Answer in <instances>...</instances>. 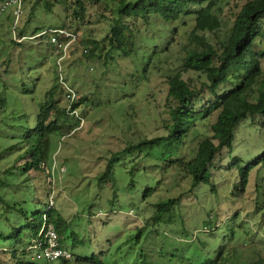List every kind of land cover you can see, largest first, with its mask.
<instances>
[{"label":"rangeland","instance_id":"obj_1","mask_svg":"<svg viewBox=\"0 0 264 264\" xmlns=\"http://www.w3.org/2000/svg\"><path fill=\"white\" fill-rule=\"evenodd\" d=\"M42 2L36 10V20L30 25L60 24L65 15L62 4L55 3L51 10H44ZM228 2L233 0H220L223 29L230 24L225 21ZM29 5L24 4L25 13ZM102 11V5L87 3L83 20L70 14L65 18L80 38L64 62L65 75L79 93L91 99L82 102L80 113L84 126L50 136L51 159L54 156L57 166L64 168L54 172L52 196L55 214L63 218L61 243L73 254L65 264H91L92 256L94 262L98 259L102 264H247L248 255L256 251L264 257V165L252 168L244 192L227 197L225 191L238 181L237 169L217 171L216 185L223 187L219 199L218 193L203 190L207 184L186 191L188 176L164 163L169 153L166 147L149 154L147 146L132 147L118 154L110 174L100 179L103 181L100 183L99 176L114 151L165 131L169 117L165 73L182 60L185 41L182 35H174L169 44L158 47L159 61L148 66V79L141 77L135 56L123 57L114 52V57L109 58L105 48L100 50L110 26L109 20L100 15ZM9 13L7 9L0 12V38L4 40L9 39L14 21ZM211 37L216 40V36ZM82 39L97 42L94 57L84 53L89 44ZM18 49L14 48L13 55ZM24 50L12 63H7L8 53L1 49L0 72L8 68L18 80L27 74L38 75L36 93L42 99L49 86H57L54 56L44 46L35 47L29 53L28 64H36L41 55L45 61L29 69L23 66V56L28 53ZM196 75L193 71L183 73L193 80ZM19 84L20 81L8 82L9 103L0 110V175L6 174V167L13 170L9 185L0 188V263L3 259V264L15 261L20 254L29 258L22 251L31 230L27 218L40 221V215L32 213L36 209L44 210L50 191L44 168L31 167L23 172L21 168L27 158L17 157L22 149L15 143L36 118L34 102L27 93L19 91ZM2 88L0 83V95L4 93ZM61 103L64 104L63 97ZM254 116L240 121L233 140L232 155H238L244 164L264 147V115ZM213 118L197 121L189 130L181 146L183 156L191 155L203 135H212ZM69 123L77 124L74 120ZM157 183L156 190L143 197L144 189ZM178 194L181 205L160 213L158 222L153 221L155 203ZM238 209V215L228 219ZM14 249L17 255L11 254ZM62 262L55 259L51 264Z\"/></svg>","mask_w":264,"mask_h":264},{"label":"trees","instance_id":"obj_2","mask_svg":"<svg viewBox=\"0 0 264 264\" xmlns=\"http://www.w3.org/2000/svg\"><path fill=\"white\" fill-rule=\"evenodd\" d=\"M41 1L44 10H51L55 3L62 4L65 15L60 24L36 22V25H30L31 21L37 18L36 10ZM25 3L30 4L26 13ZM87 3L102 5L103 11L100 15L110 23L100 50L105 48V54L109 58L114 57V52L123 57L135 56L141 77L147 76L148 79L146 75L148 66L159 61L158 47L169 44L174 35H182L185 38L182 60L175 67H169L165 73L166 105L169 114L164 124L165 131L140 138L135 143L114 151L101 172L99 181L106 179L110 174L113 160L120 152L132 147L147 146L149 154L157 148L161 152L166 147L169 153L165 155L164 163L167 162V165L188 176L190 182L186 191H193L198 185L207 184L203 190L218 193L220 199V189L223 187L218 188L216 185L218 183L216 172L234 167L237 169L235 171L238 181L229 191H225L224 197L244 192L252 168L264 165V147L245 164L238 155H232L233 140L240 121L247 116L254 118L257 114L264 115V0L228 2L229 13L225 14V21H230V24L225 29L222 24L223 11L220 0H24V14L17 22V33L34 35L48 27H70L65 20L66 16L70 14L72 18L83 20ZM182 27L185 30L181 32ZM12 28L11 26L8 40L0 38V42H3L0 50L4 49L8 53L7 63H12V59L15 56L19 57L26 49L24 51L28 53L23 56L25 68L30 69L43 64L45 61L43 55L36 64H28L30 60H27L31 56L29 53H33L37 46H44L45 51L48 50L46 52L53 54L52 44L46 42L42 36L18 41L13 37ZM211 35L216 36V40L213 41ZM82 41L89 44L84 53L94 57L97 42L93 40L87 42L83 39ZM14 48H19L15 55L12 52ZM36 52L40 54V50ZM103 63L105 61L101 62ZM187 71L197 73L194 80L183 76ZM2 72L0 83L4 93L0 95V110L2 111L9 103L6 88L11 81H20L19 91L28 94L29 99L34 102L33 108L36 109L35 123L24 129L20 139L15 143V146L22 149L17 157L27 158L21 168L26 172L31 167H41V160L51 161V134L70 133L77 125L71 126L70 120L78 123V119L69 115L61 103L63 93L58 85L49 86V89L44 91L42 99H39L36 93L38 75L27 74L18 80L10 69L5 68ZM28 77L31 78L30 81H26ZM84 101L88 102L91 99L87 94L80 93L74 105L79 106L81 110ZM210 117H214L210 124L212 135H203L192 149L191 155L183 156L181 146L189 130L196 126L197 121H204ZM4 172L6 174L0 175V188L9 185L12 167H6ZM157 186L158 183L146 187L143 197L151 194ZM180 203L179 194L156 202L151 219L158 222L160 213L171 211L180 206ZM42 211L36 209L32 214H39L41 218ZM48 213V219L54 223L58 240L61 241L63 218L55 214L54 205L48 209ZM238 213L239 209L227 217L228 219L236 217ZM27 220L31 228L28 243L30 238L36 235L41 220L39 222H34L33 218ZM11 254L18 253L14 249ZM90 259L93 261L91 264H102L98 259L94 262L93 256ZM65 262L63 260L62 264ZM0 264H3V259ZM9 264L44 263L23 258L20 254ZM247 264H264V257L258 251L251 253L248 255Z\"/></svg>","mask_w":264,"mask_h":264},{"label":"built area","instance_id":"obj_3","mask_svg":"<svg viewBox=\"0 0 264 264\" xmlns=\"http://www.w3.org/2000/svg\"><path fill=\"white\" fill-rule=\"evenodd\" d=\"M23 2L24 0H2L0 2V12L9 9L12 14L14 18L12 32L16 40L20 41L22 39H32L37 36H42L46 42L52 44L54 55L53 65L57 76V85L62 90L66 111L69 115L78 119V123L74 129L79 128L85 122L84 117L80 113L79 106L74 105L78 101L80 93L68 82L64 69V62L69 57L74 44L79 41V33L71 26H54L45 28L34 35H18L16 25L19 17L23 14ZM40 166L44 168L46 180L49 186H51L53 183L54 169L56 167L55 160L51 164L45 160H41ZM59 169L63 170L64 168L60 166ZM47 202L46 208L48 209L53 205L52 189L48 193ZM26 249L32 258L42 260L47 264L56 258L71 257V252L60 245L57 231L52 221L48 219L46 211L42 213V223L36 235L30 238Z\"/></svg>","mask_w":264,"mask_h":264},{"label":"clouds","instance_id":"obj_4","mask_svg":"<svg viewBox=\"0 0 264 264\" xmlns=\"http://www.w3.org/2000/svg\"><path fill=\"white\" fill-rule=\"evenodd\" d=\"M63 98H64V97H63ZM72 131H73V129L71 130V132H72ZM53 160H55L54 156L52 157V159H51L50 162H48V161H47V162H48L49 164H51ZM55 162H56V161H55ZM59 167H60V166H57V163H56V167H55V169H54V172L56 171V169L60 170ZM43 171H44V170H43ZM46 182H47V180H46ZM47 183H48V182H47ZM52 185H53V184H52ZM52 185L49 186V184H48L50 190L53 188ZM48 193H49V192H48ZM47 203H48V202H47ZM53 205H54V199H53ZM53 205H52L51 207H53ZM46 206H47V204H46ZM48 209H49V208H48ZM48 209L45 207L44 210L42 211V213H43L44 211H46L47 214H48V218H49ZM42 213H41V218H40L41 223H42ZM50 221H51V220H50ZM41 223H40V225H41ZM52 223H53V222H52ZM53 224H54V223H53ZM39 227H40V226H39ZM54 227H55V226H54ZM38 229H39V228H38ZM56 231H57V230H56ZM57 234H58V233H57ZM28 243H29V242H28ZM28 243H27L26 246H25V252H26V254L29 256V259L34 260V261H40L41 263L47 264L46 262H44V261H42V260L35 259V258H32V257L30 256V254L28 253V251H27V249H26ZM59 243H60V245H61L62 247L66 248L65 246L62 245V243H61L60 240H59ZM66 249H68V248H66ZM68 250H69V249H68ZM69 251H70V250H69ZM70 252H71V251H70ZM72 256H73V254H72V252H71V257H70V258H72ZM70 258H56V259H62V260H64V261H66V260H68V259H70ZM53 260H55V259H53ZM53 260H52V261H53ZM52 261H50L48 264H51Z\"/></svg>","mask_w":264,"mask_h":264},{"label":"crops","instance_id":"obj_5","mask_svg":"<svg viewBox=\"0 0 264 264\" xmlns=\"http://www.w3.org/2000/svg\"><path fill=\"white\" fill-rule=\"evenodd\" d=\"M1 1H2V0H1ZM1 1H0V2H1ZM8 11H9V9H8ZM9 12H10V11H9Z\"/></svg>","mask_w":264,"mask_h":264}]
</instances>
